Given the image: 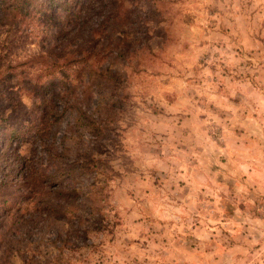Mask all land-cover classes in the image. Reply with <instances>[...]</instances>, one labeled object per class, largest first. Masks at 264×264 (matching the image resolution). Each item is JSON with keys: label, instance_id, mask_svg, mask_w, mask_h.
<instances>
[{"label": "clouds", "instance_id": "1", "mask_svg": "<svg viewBox=\"0 0 264 264\" xmlns=\"http://www.w3.org/2000/svg\"><path fill=\"white\" fill-rule=\"evenodd\" d=\"M88 6L55 51L0 37L43 117L0 264H264V0Z\"/></svg>", "mask_w": 264, "mask_h": 264}, {"label": "trees", "instance_id": "2", "mask_svg": "<svg viewBox=\"0 0 264 264\" xmlns=\"http://www.w3.org/2000/svg\"><path fill=\"white\" fill-rule=\"evenodd\" d=\"M87 4L88 0H0V30H20L25 25L33 24L41 28V43L47 44L46 48L55 51L59 42H74L87 26L91 13L90 6L86 7ZM23 34L19 36L21 40L39 37L33 32L23 31ZM0 69H3L2 58ZM57 86V83L52 81L49 85L42 86L41 94L47 96L48 92ZM43 111L47 113L46 108ZM41 119L43 117L40 116L28 118L31 126L27 128L24 125L13 129L0 127V223L3 220L7 222L11 215H16L18 210H11L26 199L21 177L27 179L28 166L19 156V149L12 145L11 141L19 140L20 146L28 143L37 121Z\"/></svg>", "mask_w": 264, "mask_h": 264}, {"label": "rangeland", "instance_id": "3", "mask_svg": "<svg viewBox=\"0 0 264 264\" xmlns=\"http://www.w3.org/2000/svg\"><path fill=\"white\" fill-rule=\"evenodd\" d=\"M26 32H33L35 35H38L39 42L42 48H46L47 44L41 43V28L34 26L33 24L25 25L20 30H15L13 28H3L0 30V37H3L5 41L10 43H15L16 41L20 42H27L28 40L32 39H23L21 40L19 36H23ZM33 42H35L33 40ZM70 44V43H69ZM62 44L59 42L56 48H59ZM55 48V50H56ZM2 58V64L4 71L0 75V127H6L7 129H13L20 125H24L23 121L28 120L30 118L24 110L23 105L20 103L19 95L10 91V85L13 84V81L9 79V76H20V72H17L16 69L20 68L19 65H12L7 64L5 65V60L7 57H0ZM23 71V69H20ZM15 84L18 91H23L25 88H28V85H23V80L18 78L15 80ZM11 109V114H8V110ZM32 137H29V142ZM19 140L11 141V144L14 145L16 148L20 149V144H18ZM23 162L28 166V161L26 158L21 157ZM18 215H11L9 218L11 219L12 223L15 225L18 223Z\"/></svg>", "mask_w": 264, "mask_h": 264}]
</instances>
